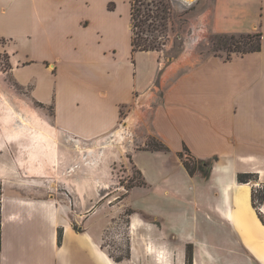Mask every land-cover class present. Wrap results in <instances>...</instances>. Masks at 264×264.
<instances>
[{
    "label": "crops",
    "instance_id": "crops-1",
    "mask_svg": "<svg viewBox=\"0 0 264 264\" xmlns=\"http://www.w3.org/2000/svg\"><path fill=\"white\" fill-rule=\"evenodd\" d=\"M203 1L198 38H206L208 27L261 32V50L224 57L192 55L187 47L167 64L157 50L134 49L132 0H0V41L6 40L12 70L37 101L53 106L56 131L96 140L118 126L123 110L128 118L137 111L140 119L142 108L151 109V128L170 148L133 152L146 185L125 197L132 212L124 225L119 208L81 210L64 199L73 195L87 204L97 196L91 174L61 177L70 190H56L58 198L10 199L7 212L1 207L0 264H187L190 244L193 264H264L257 211L264 214V203L255 208L252 201L253 188L264 184V0ZM185 147L198 159L217 157L209 177L188 172L179 155ZM239 172L258 178L239 182ZM147 186L183 206L168 211L130 204L133 192ZM243 191L261 225L255 234L235 222V196ZM21 200L40 202L53 215L47 237L31 245L21 237L27 229ZM112 241L126 242L128 254L114 255Z\"/></svg>",
    "mask_w": 264,
    "mask_h": 264
},
{
    "label": "rangeland",
    "instance_id": "rangeland-1",
    "mask_svg": "<svg viewBox=\"0 0 264 264\" xmlns=\"http://www.w3.org/2000/svg\"><path fill=\"white\" fill-rule=\"evenodd\" d=\"M133 2L136 4V22L141 24L140 27L134 28L137 40L159 51L163 63H172L185 52L187 47L192 55L204 53L229 56V50L218 44L220 33H213L208 27L203 33L205 39L197 36H202L196 17L205 9L203 0L186 9L179 8L171 0H133ZM164 6L168 11L167 19L161 20L156 15ZM146 13L152 14L149 20H146ZM257 40L258 37L254 36L253 41ZM5 43L6 40L0 41V233L5 230L3 225L6 221L2 209L4 210L5 207L7 208L5 212L8 211L9 206L6 204L10 199L16 197L24 199L26 196L58 198L56 190L60 189L61 192L66 193L70 190L65 182L59 181L61 177L67 178L69 174L75 175L77 179L79 176L91 174L94 177L92 184L97 196L88 198L87 204H80L73 195L64 198L65 200L76 204L81 210H85L91 204H105L119 208L117 213L120 218L117 220L124 225L132 212L131 207L125 203V197L133 187L146 185L141 171L131 162L132 154L139 149H153L155 144H164L151 128L152 110L147 109L145 112L142 108L140 119L135 121L132 125L134 127L128 128L123 143L115 141L117 138L115 133L128 119L129 114L126 110H123L118 126L96 140H79L56 131L53 128V106L37 101L31 93V85L20 84L12 70V55L3 48ZM18 114H23L26 119H21ZM21 121L24 122V126L26 125L23 126L24 128L20 126ZM186 153L189 154L188 157ZM192 156V153L185 152L186 158ZM190 184L192 183H188L189 186ZM189 188L193 190L194 187ZM259 188H264V184ZM259 188H253V191ZM241 194L235 196L236 225L243 232L255 234L259 232L261 225H258L254 217L249 193L243 191ZM129 201L130 204L142 203L168 211L171 209L175 211L176 208L183 206L180 199L172 195L158 194L149 186L133 192ZM20 204L25 209L21 221L27 228L26 235L21 233V237L27 239L29 245L36 238H46L45 229L53 222L52 213L44 212L42 207L39 208L40 202L31 203L21 200ZM258 204L260 203L256 202L254 207L257 208ZM257 211L264 217L260 209ZM145 217L157 221L148 214H145ZM7 224L6 230L9 232L8 220ZM12 232L10 227L9 234ZM123 241L113 243L111 247L112 253L118 257L128 254L126 242Z\"/></svg>",
    "mask_w": 264,
    "mask_h": 264
},
{
    "label": "trees",
    "instance_id": "trees-1",
    "mask_svg": "<svg viewBox=\"0 0 264 264\" xmlns=\"http://www.w3.org/2000/svg\"><path fill=\"white\" fill-rule=\"evenodd\" d=\"M167 8L166 6L160 8V12L156 15L157 18H160L161 20H166L167 19ZM147 18L146 20H149L152 14L146 13ZM137 20V14H136V4L132 0V23H133V45L134 49H140V50H154L153 46L145 45L143 43H140L137 40L136 36V31L135 27H140L141 24H138L136 22ZM146 20L144 21L146 23ZM220 40H219V45L221 47L227 48L230 52L229 56L230 57L232 54L231 53H247V52H253V51H259L261 50V38L262 34L261 32L257 33H246V34H239V37H237V34H227V33H220ZM257 36L258 40L256 42L253 41V37ZM245 38V40L242 39ZM170 148L164 143L162 144H155L153 149L150 150H164L167 151ZM185 152H190V150L185 147L184 151L180 152V157L183 160V163L188 170V172L191 175H194L196 173L202 174L204 177H209L211 174L212 166L215 160H217V157L215 158H210V159H198L194 156L190 158L185 157ZM258 174L253 173V172H239L238 173V181L239 182H249L252 179H257ZM143 184V182H142ZM252 201L253 204L256 205V202H259L260 204L264 203V188H259L256 191L254 190L252 192ZM261 220L264 223V217L263 215L259 214ZM77 230H80L77 226H75ZM60 240H61V234H60ZM187 264H193V245L190 244L188 245L187 249Z\"/></svg>",
    "mask_w": 264,
    "mask_h": 264
},
{
    "label": "bare ground",
    "instance_id": "bare-ground-1",
    "mask_svg": "<svg viewBox=\"0 0 264 264\" xmlns=\"http://www.w3.org/2000/svg\"><path fill=\"white\" fill-rule=\"evenodd\" d=\"M198 2H199V0H198ZM197 2V3H198ZM196 3V4H197ZM175 5L176 6H178L179 8H182V9H186V8H188L189 6H185V4L184 3H182V2H175ZM19 115V117L21 118V119H26V118H24L25 116L23 115V114H18ZM137 117H138V112L137 111H134L133 113H132V115L127 119V121L125 122V124H123L122 126H121V128L117 131V138L115 139V141L117 142V143H123V141H124V139H125V136H126V133L128 132V128L130 127V126H132L134 123H135V121L137 120ZM20 126H24V122L23 121H21V123H20ZM26 126V125H25ZM24 126V127H25ZM23 127V128H24ZM132 127H134V126H132ZM131 127V128H132ZM130 128V129H131ZM129 134H130V132H129ZM127 138V137H126ZM246 185V184H245ZM244 185V186H245ZM233 190V189H232ZM234 192V191H233ZM247 213V212H246ZM239 217V216H238ZM246 217H247V215H246ZM240 218V217H239ZM249 218V217H248ZM240 220H242V219H240ZM239 220V221H240ZM243 221V220H242ZM245 222V221H244ZM255 224V223H254ZM255 228V227H254ZM257 229V228H256ZM247 230V229H246ZM250 230V229H249ZM254 230V229H253ZM255 231V230H254Z\"/></svg>",
    "mask_w": 264,
    "mask_h": 264
},
{
    "label": "water",
    "instance_id": "water-1",
    "mask_svg": "<svg viewBox=\"0 0 264 264\" xmlns=\"http://www.w3.org/2000/svg\"><path fill=\"white\" fill-rule=\"evenodd\" d=\"M174 3L175 2H182L185 4V6H189L192 7L194 4H196L198 2V0H172ZM188 7V8H189Z\"/></svg>",
    "mask_w": 264,
    "mask_h": 264
},
{
    "label": "built area",
    "instance_id": "built-area-1",
    "mask_svg": "<svg viewBox=\"0 0 264 264\" xmlns=\"http://www.w3.org/2000/svg\"><path fill=\"white\" fill-rule=\"evenodd\" d=\"M189 156V154L188 153H186V157H188Z\"/></svg>",
    "mask_w": 264,
    "mask_h": 264
}]
</instances>
